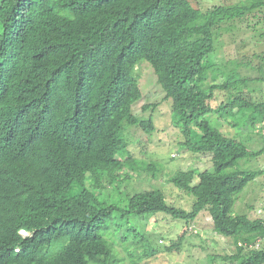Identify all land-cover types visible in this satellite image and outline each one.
Returning <instances> with one entry per match:
<instances>
[{
  "label": "trees",
  "instance_id": "trees-1",
  "mask_svg": "<svg viewBox=\"0 0 264 264\" xmlns=\"http://www.w3.org/2000/svg\"><path fill=\"white\" fill-rule=\"evenodd\" d=\"M246 17L264 21V0L207 12L189 0H0V264H122L105 235L119 208L100 197L124 183L127 129L154 130L151 118L132 113L142 98L135 76L142 61L172 100L185 146L195 144L197 128L206 143L198 151L211 154L214 170L173 180L195 198L190 211L161 190H146L129 199L125 213L190 225L208 211L214 232L233 240L236 253L225 262L264 264V222L233 213L237 196L264 173L238 166L264 148L249 150L235 130L264 127V96L254 101L243 90L264 85V56L261 76L217 71L219 80L201 88L218 66L209 61L217 38ZM219 95L227 102L214 108ZM222 111L233 122L219 130L208 118ZM87 182L91 188L69 196Z\"/></svg>",
  "mask_w": 264,
  "mask_h": 264
},
{
  "label": "rangeland",
  "instance_id": "rangeland-1",
  "mask_svg": "<svg viewBox=\"0 0 264 264\" xmlns=\"http://www.w3.org/2000/svg\"><path fill=\"white\" fill-rule=\"evenodd\" d=\"M189 1L194 8L207 12L216 6L232 5L244 0ZM263 22L261 18L246 17L234 21L231 32L222 31L216 40V54L209 60L210 63L213 62L218 66L216 70L215 67L211 69L213 72L207 73L201 88L206 89L218 81L220 76L218 72L222 73V71L225 73L224 76L232 75V72L237 71L242 78L247 79L261 76L259 57L264 56ZM135 76L138 79L142 98L133 104L132 113L141 122L151 118L154 130L147 133L138 126L127 129L128 146L122 154L129 155V159L120 177L124 179V183L113 188L107 182L108 190L113 188L115 191L100 197L101 200H107L108 204L119 208L109 220L112 229L106 232V237L115 245L117 254L123 261L122 264H232L225 262L223 258L236 253L233 240L214 232L213 221L208 211L201 212L190 225L164 214H158L154 218H144L125 213L129 199L146 190H161L170 203L190 211L195 198L183 191L173 180H182L181 176L189 171L199 173L214 170L211 154L198 151L199 147H206V143L200 144L201 132L197 128H193L192 140L195 144L192 147L185 146V136L173 123L172 100L165 99V93L152 65L147 61L140 62ZM259 88L264 89V85L252 82L248 89L243 88V90L251 91L255 101L257 97L260 96L262 99L264 96V93L257 91ZM227 96L219 95L220 98L214 100L213 107L218 108L221 101L227 102ZM225 112L213 113L208 118L213 128L221 130L226 122H233L226 119ZM243 127L242 124L235 130L241 135L249 150L256 152L262 150L263 125L248 130ZM229 131L232 132L231 129ZM238 166L245 170L264 171V153L260 156H246L240 159ZM197 181L195 178L194 183ZM85 187L91 188L92 185L87 182L85 186H76L69 196L77 195ZM263 203L264 173L249 183L237 196L233 213L235 216L248 215L251 220H256L257 209ZM184 234L179 250L174 248L170 250V247L178 243V239ZM124 236L126 240L123 239ZM213 259L215 262H212Z\"/></svg>",
  "mask_w": 264,
  "mask_h": 264
},
{
  "label": "built area",
  "instance_id": "built-area-1",
  "mask_svg": "<svg viewBox=\"0 0 264 264\" xmlns=\"http://www.w3.org/2000/svg\"><path fill=\"white\" fill-rule=\"evenodd\" d=\"M257 219L264 222V203L257 209ZM259 247L257 244L256 248Z\"/></svg>",
  "mask_w": 264,
  "mask_h": 264
},
{
  "label": "clouds",
  "instance_id": "clouds-1",
  "mask_svg": "<svg viewBox=\"0 0 264 264\" xmlns=\"http://www.w3.org/2000/svg\"><path fill=\"white\" fill-rule=\"evenodd\" d=\"M256 220H258V219H256ZM25 234V233H24ZM26 235V234H25Z\"/></svg>",
  "mask_w": 264,
  "mask_h": 264
}]
</instances>
